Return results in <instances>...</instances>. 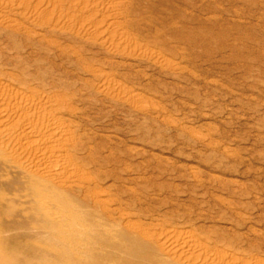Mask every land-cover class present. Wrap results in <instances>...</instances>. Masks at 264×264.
Listing matches in <instances>:
<instances>
[{
    "label": "rangeland",
    "instance_id": "374dc122",
    "mask_svg": "<svg viewBox=\"0 0 264 264\" xmlns=\"http://www.w3.org/2000/svg\"><path fill=\"white\" fill-rule=\"evenodd\" d=\"M0 264H264V0H0Z\"/></svg>",
    "mask_w": 264,
    "mask_h": 264
}]
</instances>
